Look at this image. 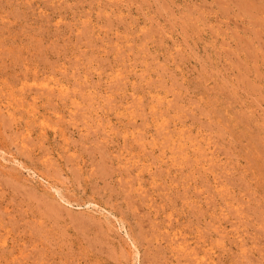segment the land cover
I'll return each mask as SVG.
<instances>
[{"label": "rangeland", "instance_id": "obj_1", "mask_svg": "<svg viewBox=\"0 0 264 264\" xmlns=\"http://www.w3.org/2000/svg\"><path fill=\"white\" fill-rule=\"evenodd\" d=\"M0 264H264V0H0Z\"/></svg>", "mask_w": 264, "mask_h": 264}]
</instances>
